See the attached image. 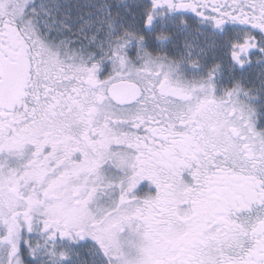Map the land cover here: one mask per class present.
<instances>
[{"label":"snow or ice","instance_id":"snow-or-ice-1","mask_svg":"<svg viewBox=\"0 0 264 264\" xmlns=\"http://www.w3.org/2000/svg\"><path fill=\"white\" fill-rule=\"evenodd\" d=\"M0 264H264V0H0Z\"/></svg>","mask_w":264,"mask_h":264}]
</instances>
